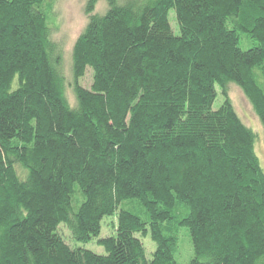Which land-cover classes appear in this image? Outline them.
<instances>
[{"label": "trees", "instance_id": "obj_1", "mask_svg": "<svg viewBox=\"0 0 264 264\" xmlns=\"http://www.w3.org/2000/svg\"><path fill=\"white\" fill-rule=\"evenodd\" d=\"M103 1L72 49L70 106L45 0H0V264H176L179 229L189 264H264V170L229 98L264 130V0Z\"/></svg>", "mask_w": 264, "mask_h": 264}, {"label": "rangeland", "instance_id": "obj_2", "mask_svg": "<svg viewBox=\"0 0 264 264\" xmlns=\"http://www.w3.org/2000/svg\"><path fill=\"white\" fill-rule=\"evenodd\" d=\"M85 2L86 0H45V5L43 6L45 11H47L46 14L52 43H54L56 53L61 58L59 67L65 80V96L70 106L75 105V99L71 88V84L73 83V78L71 75V54L73 46L77 38L81 34L82 30L86 26L89 16L102 15L107 9L104 1L99 0L93 12L87 15L85 13ZM168 21L173 34L178 35L179 31L176 24L175 14L173 11L169 12ZM251 46L252 43L244 39L241 40L239 43V47L243 51L247 50ZM78 84L83 89H91V70H86L84 77L78 81ZM216 94V99L212 105L213 111L218 110L224 101V98L221 96L218 88H216ZM229 98L239 119L255 134L256 140L254 144V151L264 170V130L258 118L255 116L251 106L248 104L241 91L234 85L229 87ZM73 199L76 200L77 196H75ZM129 203L131 202L124 203L122 208L128 210L130 213L144 220L146 216L142 212L141 208L137 205L140 209L139 210L138 208H135V205H129ZM73 205L76 210L78 205L75 204V201L73 202ZM180 211L184 212V214L188 213L186 209H182ZM115 223V216L104 218L101 222L99 238H104L113 235ZM57 233L61 236L63 241L72 249L83 248L97 255H105L103 248L98 246L97 240H92L88 244L77 243L72 239L69 231L64 225L58 226ZM137 237L140 239L143 245L146 259H151L152 254L156 249V246L150 239L149 234L145 236L137 235ZM192 258L193 249L188 232L186 229H179L178 245L174 254L175 263L189 264Z\"/></svg>", "mask_w": 264, "mask_h": 264}]
</instances>
